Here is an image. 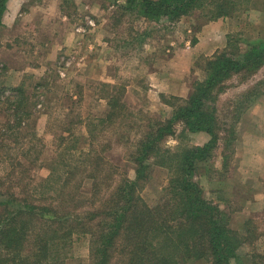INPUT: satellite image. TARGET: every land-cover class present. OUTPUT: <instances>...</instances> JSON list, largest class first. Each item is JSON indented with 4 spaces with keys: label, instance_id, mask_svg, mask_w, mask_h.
Masks as SVG:
<instances>
[{
    "label": "rangeland",
    "instance_id": "374dc122",
    "mask_svg": "<svg viewBox=\"0 0 264 264\" xmlns=\"http://www.w3.org/2000/svg\"><path fill=\"white\" fill-rule=\"evenodd\" d=\"M125 2L29 0V4L37 3L42 7L31 16V25L15 24L0 29V127L13 114L12 107H6L3 102L16 97L13 89L17 86L23 84L29 106L28 100L33 106L34 101L36 103L35 113L29 118L34 119L35 126L21 130L13 125L11 131L5 133L9 138L0 142V176L8 172L4 171L2 160L16 156L17 146L25 145L31 131L40 139V143H32L34 146L27 152L29 158H33L35 152L41 151L40 167L31 168L37 182L48 176V161L58 152L67 147L86 151L90 144L86 126L88 121L97 124L101 119L105 96L110 90L108 85L116 87L117 92L124 91L120 105L126 113L115 126L96 136L95 150L111 143V150L106 154L108 159L132 179L133 165L128 157L131 145L147 132L150 121L162 122L171 116L172 110L167 105H158L159 101H170L169 97L159 95L158 100L156 94H146L148 87L144 79V71L157 65L156 56L168 43L175 41L184 46L189 42L190 45L201 37L215 50L212 57L229 43L238 42L242 52L264 38V0L240 2L225 18L212 19L208 11H195L173 21L161 18L155 22L124 10ZM88 21L95 25L87 26ZM77 28L85 32L76 33ZM74 34L79 36L72 46L70 35L76 38ZM206 58L196 59L190 81L205 79ZM35 65L41 66V71L34 70ZM214 97L218 143L194 180L203 181L208 193L204 196L206 200L212 199L215 205V200L221 202L216 206L231 231L240 234L245 221L253 220L249 227L253 237L238 250L242 259L230 264H264V260L254 258L257 254L264 257V206H252L254 201L262 202L264 197V65L250 77L246 73L233 76ZM174 129L175 136L161 143L172 152L186 144V140H181L182 126ZM62 136L66 140L60 143ZM236 136L241 139L238 147H235ZM221 156L223 164L216 170L220 162L215 159ZM149 167L148 177L140 182L138 190L140 197L152 206L163 198V188L170 174L153 163ZM206 178L220 183H210ZM89 193L90 185L86 181L80 190V201L87 199ZM90 260L87 239L80 238L74 241L64 264H90ZM184 264L213 262L188 259Z\"/></svg>",
    "mask_w": 264,
    "mask_h": 264
},
{
    "label": "trees",
    "instance_id": "16d2710c",
    "mask_svg": "<svg viewBox=\"0 0 264 264\" xmlns=\"http://www.w3.org/2000/svg\"><path fill=\"white\" fill-rule=\"evenodd\" d=\"M6 1L0 0V20ZM244 1L126 0L123 9L153 22L161 18L173 21L195 11H208L215 19L230 16ZM262 65L264 38L242 52L238 42L229 43L226 49L205 59V79L193 83L190 97L182 100L170 96V101L164 102L172 109L170 119L150 121L147 132L131 145L128 157L133 165L132 179L108 159L111 143L96 150L94 145L100 132L124 117L122 89L117 92L116 87L106 85L110 88L105 96L109 109L97 124L88 121V149L67 147L58 152L48 161V176L38 182L31 168L40 167L41 151L29 158L28 150L40 139L31 131L25 145L17 146L16 156L6 153L10 156L2 160L8 172L0 176V264H64L74 241L80 238L87 239L90 264H184L188 259L230 264L242 259L238 250L251 241L249 227L253 220L245 221L240 234L231 231L217 204L205 199L194 179L218 143L214 94L222 91L233 76L246 73L250 77ZM13 91L16 97L3 102L12 107L13 114L0 127V142L9 138L5 133L13 125L21 130L35 126L34 119H29L35 113V101L33 106L28 100L31 107L26 103L23 84ZM178 124L182 126V141L188 132H205L209 142L204 147L184 144L174 152L166 150L161 143L175 136ZM65 140L62 136L60 143ZM150 163L170 174L163 198L152 206L138 190L140 182L148 177ZM86 181L90 193L82 202L80 190ZM254 258L264 260L263 255Z\"/></svg>",
    "mask_w": 264,
    "mask_h": 264
},
{
    "label": "crops",
    "instance_id": "0c3cea01",
    "mask_svg": "<svg viewBox=\"0 0 264 264\" xmlns=\"http://www.w3.org/2000/svg\"><path fill=\"white\" fill-rule=\"evenodd\" d=\"M28 1L29 0L6 1L5 11L2 14L0 20L2 26L1 29L5 30L8 27L13 26L15 24L17 25L23 24L24 26L31 25V16H33L35 12L36 13L40 12L42 10V7L40 5H37V3L29 4ZM75 36L76 38L73 35H70V41L72 43V46L77 43L76 42L78 39L77 36L79 35L76 34ZM178 40L179 39H177V41ZM168 45L169 46L166 47L164 51H162V53H159L156 56L157 60H159V62L156 63L157 65L159 64L160 65L159 66L156 65L155 67L153 66L152 69H149L146 72L143 70L144 79L146 78V85L148 87L146 94L154 93L157 96L156 98H158V96L160 95V96H168V97L172 96L182 100L188 99L192 94L193 83H194V81H190L189 75L192 72L196 59L200 56L205 58L206 57L210 58L215 50H213L211 46L208 45L205 42V40L202 39L201 37L197 38L196 42L190 45L189 42H185L184 46L181 44L179 45L176 44L175 41H173V43L169 42ZM32 68H36L34 70H39V71H41L42 69L41 66H37V65L33 66ZM158 105L162 107L166 106V104L164 105V102L162 103L160 101ZM167 107L171 109L169 106ZM108 109H109L108 105L105 101V109L102 112V114L99 116V118L105 117V115L108 112ZM171 115H172V111H171ZM176 126H181V125L178 124ZM237 136L235 139V147L239 146V142L241 143V139L239 140ZM209 139L210 137L205 132L186 133V145L190 147H204L209 142ZM236 151H238V149ZM221 159L222 156L218 157V159H215L218 160V162H220V164L217 165L215 164L216 170H218L219 168L218 166H222ZM262 169H264V166ZM228 170L231 171V168H229ZM131 171L133 172L132 169ZM133 177H134V172H133ZM225 177L227 179L228 174H226ZM226 179L224 178L223 181L225 182ZM209 182L216 184L220 183L217 179L210 180ZM198 183L203 191L204 196L208 194L204 189L205 187L202 185L203 181L201 182V178L199 179ZM211 192L212 191H210V193ZM213 192L215 193L218 192V189L215 188V191L213 190ZM209 201H212V199ZM260 201L262 202L254 201L252 203V206L254 208L263 207L264 197ZM215 203L220 204L221 202L215 200Z\"/></svg>",
    "mask_w": 264,
    "mask_h": 264
},
{
    "label": "built area",
    "instance_id": "2783aa9c",
    "mask_svg": "<svg viewBox=\"0 0 264 264\" xmlns=\"http://www.w3.org/2000/svg\"><path fill=\"white\" fill-rule=\"evenodd\" d=\"M86 25H87V26H93L94 23H93V21H88V22L86 23ZM75 32H76V33H84L85 30H84L83 28H77V29H75Z\"/></svg>",
    "mask_w": 264,
    "mask_h": 264
}]
</instances>
